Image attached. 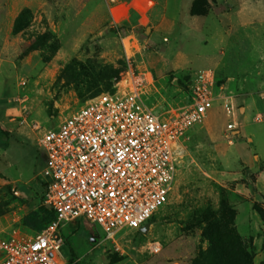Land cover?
I'll use <instances>...</instances> for the list:
<instances>
[{
    "label": "rangeland",
    "instance_id": "obj_1",
    "mask_svg": "<svg viewBox=\"0 0 264 264\" xmlns=\"http://www.w3.org/2000/svg\"><path fill=\"white\" fill-rule=\"evenodd\" d=\"M197 69L213 71L236 133L214 101L182 138L168 202L146 231L105 237L81 218L63 221L60 251L75 254L71 264H194L223 203L251 263L261 264L264 0H0V125L11 135L0 133V235L39 205L44 127L101 92L123 91L124 80L152 107L181 108Z\"/></svg>",
    "mask_w": 264,
    "mask_h": 264
},
{
    "label": "built area",
    "instance_id": "obj_2",
    "mask_svg": "<svg viewBox=\"0 0 264 264\" xmlns=\"http://www.w3.org/2000/svg\"><path fill=\"white\" fill-rule=\"evenodd\" d=\"M124 82L123 91L101 92L39 132L42 204L54 216L38 231L0 235V264H71L60 251L63 221L83 218L105 237L139 230L168 202L181 140L214 101L231 118L227 130L237 131L236 111L215 91L211 69L192 72L188 103L170 111L148 105L135 81Z\"/></svg>",
    "mask_w": 264,
    "mask_h": 264
},
{
    "label": "trees",
    "instance_id": "obj_3",
    "mask_svg": "<svg viewBox=\"0 0 264 264\" xmlns=\"http://www.w3.org/2000/svg\"><path fill=\"white\" fill-rule=\"evenodd\" d=\"M0 133L7 138L11 137L8 130L1 125ZM39 183L41 186L39 205L24 213L20 220L21 227L33 231L40 230L54 216L53 211L42 204L43 183L41 181ZM205 234L210 245L199 253L194 264H252L250 253L245 249L234 228V212L226 204L222 203L218 213L212 215L206 222ZM74 259L75 254L70 252V261L74 262ZM261 264H264V259Z\"/></svg>",
    "mask_w": 264,
    "mask_h": 264
},
{
    "label": "crops",
    "instance_id": "obj_4",
    "mask_svg": "<svg viewBox=\"0 0 264 264\" xmlns=\"http://www.w3.org/2000/svg\"><path fill=\"white\" fill-rule=\"evenodd\" d=\"M24 185V184H23ZM22 189V188H21ZM23 191H20L22 194H25V195H28L29 194V192L27 191V189H26V187H25V189L23 188L22 189ZM40 194H41V192H40ZM26 213V212H25Z\"/></svg>",
    "mask_w": 264,
    "mask_h": 264
},
{
    "label": "water",
    "instance_id": "obj_5",
    "mask_svg": "<svg viewBox=\"0 0 264 264\" xmlns=\"http://www.w3.org/2000/svg\"><path fill=\"white\" fill-rule=\"evenodd\" d=\"M146 229H147V224L141 226L139 230L140 231H146Z\"/></svg>",
    "mask_w": 264,
    "mask_h": 264
}]
</instances>
